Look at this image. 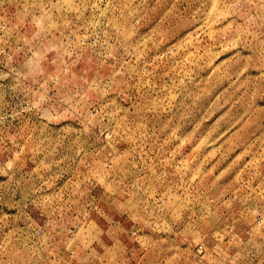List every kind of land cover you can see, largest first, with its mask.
Returning <instances> with one entry per match:
<instances>
[{"label": "rangeland", "instance_id": "374dc122", "mask_svg": "<svg viewBox=\"0 0 264 264\" xmlns=\"http://www.w3.org/2000/svg\"><path fill=\"white\" fill-rule=\"evenodd\" d=\"M0 264H264V0H0Z\"/></svg>", "mask_w": 264, "mask_h": 264}]
</instances>
